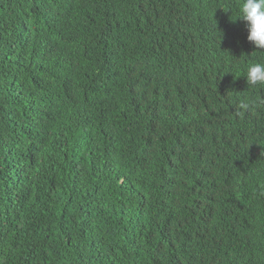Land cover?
<instances>
[{"label":"trees","instance_id":"1","mask_svg":"<svg viewBox=\"0 0 264 264\" xmlns=\"http://www.w3.org/2000/svg\"><path fill=\"white\" fill-rule=\"evenodd\" d=\"M239 3L0 0V264H264Z\"/></svg>","mask_w":264,"mask_h":264},{"label":"clouds","instance_id":"2","mask_svg":"<svg viewBox=\"0 0 264 264\" xmlns=\"http://www.w3.org/2000/svg\"><path fill=\"white\" fill-rule=\"evenodd\" d=\"M238 19L245 22L247 41L257 50L264 51V0H240L235 19L232 20ZM243 76L246 78L248 87L264 86V62L249 63ZM241 107L250 106L243 104Z\"/></svg>","mask_w":264,"mask_h":264}]
</instances>
